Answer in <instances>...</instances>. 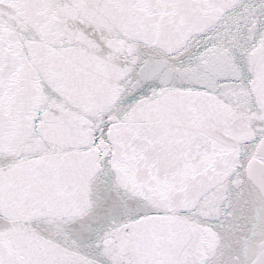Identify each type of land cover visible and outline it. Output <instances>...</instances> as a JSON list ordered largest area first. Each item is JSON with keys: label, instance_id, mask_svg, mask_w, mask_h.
I'll return each mask as SVG.
<instances>
[{"label": "snow or ice", "instance_id": "snow-or-ice-1", "mask_svg": "<svg viewBox=\"0 0 264 264\" xmlns=\"http://www.w3.org/2000/svg\"><path fill=\"white\" fill-rule=\"evenodd\" d=\"M0 264H264V0H0Z\"/></svg>", "mask_w": 264, "mask_h": 264}]
</instances>
